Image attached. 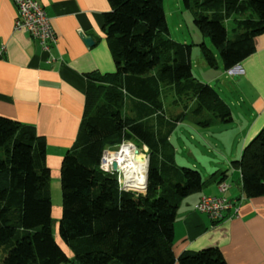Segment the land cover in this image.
I'll return each mask as SVG.
<instances>
[{
    "label": "trees",
    "instance_id": "1",
    "mask_svg": "<svg viewBox=\"0 0 264 264\" xmlns=\"http://www.w3.org/2000/svg\"><path fill=\"white\" fill-rule=\"evenodd\" d=\"M104 30L113 74H90L87 110L61 169L62 218L53 233L46 141L32 126L0 117V264H175L174 224L181 201L199 191V171L180 167L170 138L180 123H230L229 105L194 78L189 45L170 38L164 0H109ZM195 24L231 71L264 34V0H184ZM233 20L231 37L223 25ZM201 53L209 67L215 56ZM168 101L172 107L167 111ZM124 142L148 148L147 193L123 191L101 169L104 152ZM247 199L264 197V128L234 162ZM180 264H227L218 249L183 255Z\"/></svg>",
    "mask_w": 264,
    "mask_h": 264
},
{
    "label": "crops",
    "instance_id": "2",
    "mask_svg": "<svg viewBox=\"0 0 264 264\" xmlns=\"http://www.w3.org/2000/svg\"><path fill=\"white\" fill-rule=\"evenodd\" d=\"M37 1L57 36L50 53L28 32L15 31L17 8L13 0H0V117L32 126L45 139L52 197V190H62L63 159L88 113L87 76L116 72L104 30V16L112 6L109 0ZM89 37L93 46L87 43ZM254 47L253 55L229 72L237 76L233 81L238 102L248 108L243 120L233 118V124L239 122L231 130L237 135L230 147L236 145L235 150L229 156L223 153L227 171L219 167L203 177L202 190L181 201L174 224L175 264L183 255L209 248L218 249L227 264H264V197H245L241 172L234 164L264 128V34L255 39ZM170 143L173 146L172 137ZM223 183L229 186L225 193ZM203 196L226 198L235 207L223 221L214 222L195 209Z\"/></svg>",
    "mask_w": 264,
    "mask_h": 264
},
{
    "label": "rangeland",
    "instance_id": "3",
    "mask_svg": "<svg viewBox=\"0 0 264 264\" xmlns=\"http://www.w3.org/2000/svg\"><path fill=\"white\" fill-rule=\"evenodd\" d=\"M164 10L169 29L170 38L182 45H189L190 48V65L193 71L194 78L200 83L211 85L219 93L221 98L229 105L232 112V118L238 121L243 120L247 115V106L238 102L236 90L237 76H233L226 72L223 68L221 56L217 49L212 45L208 36H205L197 28L195 24L194 11L185 6L184 0H164ZM235 24L233 20L226 22L223 25L224 36L229 38L233 34ZM206 44L215 56L216 67H209L204 60L201 47ZM168 101L166 109L171 110ZM239 122L219 124L211 127H197L182 123L183 125L174 130L172 134V143L175 149V161L180 167L191 168L199 171L203 177H209L213 172L218 171L219 167L227 171L228 164L223 153L229 156V151L233 152L235 149L230 148L237 137L232 128L236 127ZM128 142H124L126 144ZM132 143V142H131ZM251 143V142H250ZM136 145L135 143H133ZM123 145V144H122ZM121 145V146H122ZM249 145V144H248ZM121 146L110 148L107 152H117ZM137 147V146H136ZM142 151L148 155V148L142 147ZM220 162H224L221 164ZM232 162V161H231ZM113 174V170L107 172ZM121 188H123L122 180L118 175ZM52 188V187H51ZM131 193V192H130ZM134 194V193H133ZM137 195V194H135ZM144 196V195H137ZM52 224L53 233L57 242L68 253L72 254L69 246L62 242L59 237V222L62 218V190H52Z\"/></svg>",
    "mask_w": 264,
    "mask_h": 264
},
{
    "label": "built area",
    "instance_id": "4",
    "mask_svg": "<svg viewBox=\"0 0 264 264\" xmlns=\"http://www.w3.org/2000/svg\"><path fill=\"white\" fill-rule=\"evenodd\" d=\"M17 8V16L14 23L15 31L28 32L44 52L50 53L52 46L56 45L57 36L51 25V20L46 10L37 0H13ZM232 71V70H231ZM230 72V71H229ZM101 163V169L109 172L108 167ZM229 186L221 184L222 192H227ZM235 207V203L226 198L203 196L195 209L208 215L214 222L223 221L228 211Z\"/></svg>",
    "mask_w": 264,
    "mask_h": 264
},
{
    "label": "bare ground",
    "instance_id": "5",
    "mask_svg": "<svg viewBox=\"0 0 264 264\" xmlns=\"http://www.w3.org/2000/svg\"><path fill=\"white\" fill-rule=\"evenodd\" d=\"M131 142L123 144L117 152H107L104 156V166L113 170V164L118 165V173L122 180L123 188L127 191L145 195L147 189L148 157Z\"/></svg>",
    "mask_w": 264,
    "mask_h": 264
},
{
    "label": "water",
    "instance_id": "6",
    "mask_svg": "<svg viewBox=\"0 0 264 264\" xmlns=\"http://www.w3.org/2000/svg\"><path fill=\"white\" fill-rule=\"evenodd\" d=\"M87 43L89 46H93L94 42H93V39L92 38H87ZM236 68V67H235ZM234 69V68H233ZM232 69V70H233ZM136 153L139 154V149L136 148ZM150 161V159L148 158V162ZM113 171L114 173H118V165L116 163L113 164ZM148 173H149V166H148V172H147V184H148ZM123 191H126V192H129L127 191L126 189L122 188ZM147 193V189L145 191V194Z\"/></svg>",
    "mask_w": 264,
    "mask_h": 264
}]
</instances>
